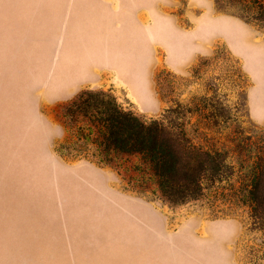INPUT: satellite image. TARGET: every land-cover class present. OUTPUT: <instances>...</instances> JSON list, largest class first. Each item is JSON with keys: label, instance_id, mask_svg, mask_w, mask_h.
I'll return each instance as SVG.
<instances>
[{"label": "rangeland", "instance_id": "1", "mask_svg": "<svg viewBox=\"0 0 264 264\" xmlns=\"http://www.w3.org/2000/svg\"><path fill=\"white\" fill-rule=\"evenodd\" d=\"M209 1L251 28L248 60L224 37L238 31L206 18L208 49L179 72L169 61L207 12L197 0H0V264H264V27ZM86 89L160 122L178 154L217 149L218 179L170 205L137 157L59 149L60 109Z\"/></svg>", "mask_w": 264, "mask_h": 264}, {"label": "trees", "instance_id": "2", "mask_svg": "<svg viewBox=\"0 0 264 264\" xmlns=\"http://www.w3.org/2000/svg\"><path fill=\"white\" fill-rule=\"evenodd\" d=\"M231 1L241 5L247 20L264 27V0ZM60 121L69 138L59 149L73 150L67 154L108 166L115 165V160L122 156L137 157L160 197L170 205L200 198L222 171L215 163L217 149L190 145L189 149L182 146L180 153H176L162 136L160 122L140 118L124 108L109 91L81 90L61 107ZM258 169V163L249 165L246 175L249 183L242 189L251 203L257 189Z\"/></svg>", "mask_w": 264, "mask_h": 264}, {"label": "crops", "instance_id": "3", "mask_svg": "<svg viewBox=\"0 0 264 264\" xmlns=\"http://www.w3.org/2000/svg\"><path fill=\"white\" fill-rule=\"evenodd\" d=\"M199 2V6L204 5L207 9V12L205 14V16L201 17V18H197V21L195 23V27H194V31H196L195 33H197V35H195L192 40L190 42H188V44H186V47L184 48L183 52L174 59H170V65L177 71H182L179 70V67L181 65V67L188 65L189 63L192 62L196 52H198L199 50H203L206 51L208 49V44L205 43V39L204 35H203V19L210 20L213 25H219V24H224L227 25V27H233L234 29H236V31H238V37L233 35V36H224V37H228L229 40V45L231 47V49L236 52L237 54H239L240 56H242L246 61L248 60V47H246L247 45H249V42H251V40H249L250 38H252L253 36V32L251 30V28L244 22H242L241 20L231 17V16H227V15H221V14H217L215 12H213V8H212V4L209 0H197V3ZM110 18V17H108ZM194 33V32H193ZM216 34V33H213ZM220 34V33H219ZM222 34V33H221ZM225 35V34H224ZM237 39H241L242 41H245L244 43H246V45H244V43H240L241 46L238 45V42H232L235 41ZM230 40H232L230 42ZM240 48V49H239ZM197 50V51H196ZM189 52L190 55L189 57H184L185 54ZM246 66L248 67V62L246 64ZM116 69L118 68V65H115ZM249 68V67H248ZM184 70V69H183ZM134 76V75H133ZM130 77V76H129ZM134 77L132 78V82L133 84H135L134 82ZM135 86V85H134ZM141 87V84H140ZM144 86L142 85V89L146 90V88H143ZM132 89V88H131ZM151 101H153V97L150 96Z\"/></svg>", "mask_w": 264, "mask_h": 264}]
</instances>
